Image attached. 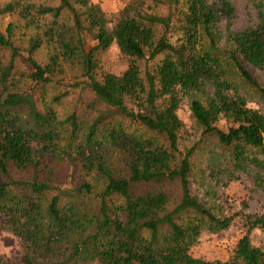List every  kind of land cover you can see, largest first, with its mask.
Listing matches in <instances>:
<instances>
[{
    "label": "trees",
    "instance_id": "trees-1",
    "mask_svg": "<svg viewBox=\"0 0 264 264\" xmlns=\"http://www.w3.org/2000/svg\"><path fill=\"white\" fill-rule=\"evenodd\" d=\"M180 0H129L116 14H106L90 0H59L56 7H34L26 0H9L0 7V17L16 14L26 26L38 25L40 18L56 20L67 11L76 31L71 43H56L55 30L46 27L43 36L31 37L25 48L12 42L13 26L0 31V50L10 52L9 61L0 59V230H10L31 255L21 264H264V250L251 244L254 229L264 231V215H246L245 234L233 255L225 262L192 258L190 248L202 233L203 220L213 231L225 230L235 215L217 217L190 192L189 174L195 148L180 151L183 123L177 112L183 99L202 130L221 146L230 147L239 160L248 150L264 155V115L247 106L224 79L210 28L217 17L208 0H187L183 36L171 43L178 29ZM256 22L230 36L234 52L243 62L264 70V0H253ZM164 7L166 13L157 12ZM228 15L232 6L222 1ZM161 36H158V32ZM204 34L210 44L201 43ZM50 42L59 51L48 63L39 64L34 53ZM115 45L126 59L125 68L94 76L96 56ZM164 54L152 73L148 63ZM23 56L29 66L28 84L15 77L14 61ZM240 77L264 96L251 74L236 57L229 55ZM76 63L84 78L83 88L93 95L95 117L86 128L84 140L73 154L62 151L86 172L96 171L102 179L97 214L80 222L71 206L61 208L63 196L90 194L92 187H53L39 180L44 160L59 152L60 135L53 111H41L37 92L56 82L64 62ZM208 86L212 96L206 104L194 98ZM231 92V93H229ZM67 93L53 96L57 103ZM24 110L25 117L17 111ZM138 124L148 135L126 132L116 120ZM223 122V127L219 123ZM75 135V111L64 120ZM108 148L127 155L125 176H114L105 165ZM75 155V156H73ZM32 171L30 178L15 177L13 170ZM176 182L179 199L171 205L168 193L160 188L140 192V187ZM51 194L45 209L41 196ZM35 196L36 198H33ZM90 230V233L84 232ZM78 231L76 242L69 238ZM67 246V247H65ZM37 257L40 261H38ZM0 264H7L0 257Z\"/></svg>",
    "mask_w": 264,
    "mask_h": 264
},
{
    "label": "rangeland",
    "instance_id": "rangeland-1",
    "mask_svg": "<svg viewBox=\"0 0 264 264\" xmlns=\"http://www.w3.org/2000/svg\"><path fill=\"white\" fill-rule=\"evenodd\" d=\"M34 7L49 6L56 7L59 0H26ZM99 3L102 10L108 15H116L129 0H90ZM222 1L228 2L233 9L228 15L222 8ZM9 0H0L2 7ZM216 13V23L210 28L218 51L216 55L220 60L224 76L223 79L231 85L232 90L239 94L249 108L257 110L264 115V96L252 85L244 81L229 55L232 54L242 63L244 68L251 74L261 88H264V70L255 69L243 62L241 57L234 52V46L230 39L231 34L239 33L256 22V9L253 0H208ZM179 11L182 13L177 17L175 32L169 34L170 42L180 41L183 36V17L187 10V0H180ZM157 12L161 15L166 13L164 7H158ZM8 24L13 26L12 42L19 48H25L29 39L35 35L41 37L46 27L55 30L56 43H71L76 39V31L71 15L64 11L56 20L51 17L40 18L38 25L26 26L16 15H6L0 17V31L5 32ZM159 30L158 36H161ZM201 43L207 50L210 47L208 38L202 34ZM59 51L50 42L43 41L40 48L34 53V59L41 65L48 63L50 56ZM164 54L157 56L147 65L152 73H155L157 66L164 58ZM10 52L0 50V59L6 64L9 61ZM94 76L99 79L105 73H119L126 66V59L122 57L115 45L96 56ZM15 77L23 84H28L27 75L29 66L24 57H17L14 61ZM84 78L81 76L76 63L64 62L63 73L57 77L56 82L45 86L42 92H37L35 98L41 111H53L57 117L56 131L59 132L60 142L59 152L49 156L44 160L38 171L39 180L49 183L53 187L73 188L82 184H88L93 189L90 194L81 193L73 197L63 196L61 198V208L71 206L75 209L80 222L90 219L97 214L99 208L98 192L102 188V179L96 171L86 172L82 170L76 161H69L62 151L72 152L80 144L86 135V128L95 117L93 107V95L89 90L83 88ZM67 93L61 97L57 103L53 102V96ZM231 93V92H229ZM194 98L206 104L212 96V88L208 86L203 92L193 94ZM188 99L185 98L180 104L177 112L179 119L183 123L181 133L180 151L194 147L191 157V169L189 174V188L193 196L197 197L202 205L217 217L235 215L234 221L225 230L213 231L208 221L203 220L202 233L196 243L190 248L189 254L192 258L204 261L225 262L234 253L239 239L245 234L246 215H264V155L258 150H248L239 160L235 157V152L230 147L221 146L214 138L203 135L202 130L193 119L188 106ZM75 111L78 130L75 135L70 132V127L64 120ZM18 115L25 117L24 110L17 111ZM120 124L128 133L146 137L148 134L135 122L129 120H116L114 124ZM223 122L219 123L223 127ZM75 156V155H73ZM127 155L117 149L108 148L104 165L114 176H125ZM32 171L23 172L13 170L15 177L30 178ZM165 190L171 202L175 204L179 199V186L176 182L164 185H148L140 187V192L150 191L153 188ZM52 193L41 196L40 204L44 210L51 198ZM33 198H36L33 196ZM90 233V230L84 234ZM83 234L78 231L69 238L70 244ZM251 244L264 250V231L254 229L250 234ZM67 247V246H65ZM31 255L25 245L10 230H0V257L7 264H21L24 256ZM38 261L39 258L37 257Z\"/></svg>",
    "mask_w": 264,
    "mask_h": 264
}]
</instances>
